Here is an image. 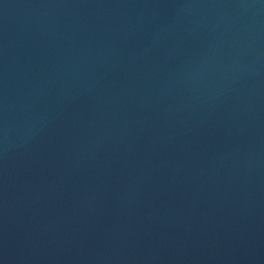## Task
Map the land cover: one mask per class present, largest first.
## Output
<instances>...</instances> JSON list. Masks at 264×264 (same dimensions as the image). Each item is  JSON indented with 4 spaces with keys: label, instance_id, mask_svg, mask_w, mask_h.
Returning <instances> with one entry per match:
<instances>
[{
    "label": "water",
    "instance_id": "obj_1",
    "mask_svg": "<svg viewBox=\"0 0 264 264\" xmlns=\"http://www.w3.org/2000/svg\"><path fill=\"white\" fill-rule=\"evenodd\" d=\"M0 264H264V0H0Z\"/></svg>",
    "mask_w": 264,
    "mask_h": 264
}]
</instances>
